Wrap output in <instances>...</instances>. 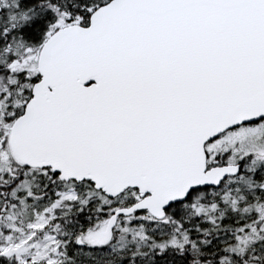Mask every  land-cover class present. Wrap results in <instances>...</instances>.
I'll use <instances>...</instances> for the list:
<instances>
[{"label": "snow or ice", "instance_id": "obj_1", "mask_svg": "<svg viewBox=\"0 0 264 264\" xmlns=\"http://www.w3.org/2000/svg\"><path fill=\"white\" fill-rule=\"evenodd\" d=\"M0 264H264V0H0Z\"/></svg>", "mask_w": 264, "mask_h": 264}]
</instances>
